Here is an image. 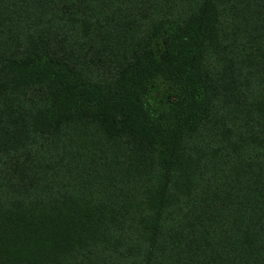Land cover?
I'll return each instance as SVG.
<instances>
[{
	"label": "trees",
	"instance_id": "16d2710c",
	"mask_svg": "<svg viewBox=\"0 0 264 264\" xmlns=\"http://www.w3.org/2000/svg\"><path fill=\"white\" fill-rule=\"evenodd\" d=\"M0 264H264V0H0Z\"/></svg>",
	"mask_w": 264,
	"mask_h": 264
}]
</instances>
